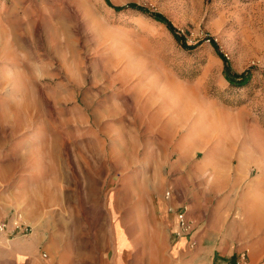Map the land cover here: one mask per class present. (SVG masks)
<instances>
[{
	"label": "rangeland",
	"instance_id": "374dc122",
	"mask_svg": "<svg viewBox=\"0 0 264 264\" xmlns=\"http://www.w3.org/2000/svg\"><path fill=\"white\" fill-rule=\"evenodd\" d=\"M127 4L162 14L194 48L146 14L114 10ZM209 38L232 72L249 70L244 87L225 80ZM211 116L220 144L236 137L259 147L248 180L259 182L264 215V0H0V222L19 214L30 227L26 236L4 233L9 242L37 243L45 257L50 225L81 226L87 238L88 227L117 228L114 212L134 208L154 210L157 224L164 174L186 177L159 167L168 123L187 122L180 138L196 122L198 169ZM239 220L212 211L206 222L214 231ZM254 229L236 245L248 259L264 241Z\"/></svg>",
	"mask_w": 264,
	"mask_h": 264
},
{
	"label": "crops",
	"instance_id": "0c3cea01",
	"mask_svg": "<svg viewBox=\"0 0 264 264\" xmlns=\"http://www.w3.org/2000/svg\"><path fill=\"white\" fill-rule=\"evenodd\" d=\"M235 119L232 115L229 121ZM217 122L211 116L203 126L202 132L206 135L201 142L203 149L201 144L197 147L204 150L205 156L195 169L193 163L197 155L192 147L196 145L194 140L198 133L194 128L196 122L189 123L187 132L176 138L179 128L185 127L187 122L169 121L170 137L164 142L159 167L173 174L183 171L186 177L170 180L164 174L157 224L153 218L154 210L134 208L124 213L114 212L117 228H111V225L88 227L90 232L86 233H91V236L87 238L82 237L84 231L81 226L50 225L43 232L45 257L38 256L37 243L21 240L18 236L9 242L5 239L8 234H0V264H236L239 253L243 251L236 250L241 239L238 236L250 233L252 227L254 232H264V227L258 223L259 219H264L259 211V182L248 180L251 168L248 159L253 165H258L260 150L256 146H239L236 137H228L224 144H220L213 137L217 132ZM185 151L189 155L187 160L180 158ZM234 161L237 174L232 175L230 167ZM40 186H36L34 191H40ZM43 186L45 192L51 194V186ZM167 191L171 192V197L165 200ZM181 207L186 208L193 232L190 237L175 238L174 212ZM168 208H172V212ZM23 210L26 212L25 208ZM212 211L225 219L240 217L242 220L229 221L225 229L213 231L210 222H206ZM55 217L61 216L57 213ZM63 233L67 234L66 238ZM189 240L195 241L193 249L188 246ZM58 245L63 247L58 250ZM250 247L247 264H259L258 259L264 253V241L252 243Z\"/></svg>",
	"mask_w": 264,
	"mask_h": 264
},
{
	"label": "built area",
	"instance_id": "2783aa9c",
	"mask_svg": "<svg viewBox=\"0 0 264 264\" xmlns=\"http://www.w3.org/2000/svg\"><path fill=\"white\" fill-rule=\"evenodd\" d=\"M170 197V191L164 193L165 200H168ZM172 210V208H168L169 212H172ZM174 214L176 219V230L174 232L175 238L190 237L193 232V224L187 219L186 208L181 207L175 211ZM29 231L30 227L24 224L19 214L15 215L10 221L0 222V234L9 232L11 235L19 233L18 235L26 236V234H29ZM188 246L190 249H193L195 247V241L189 240ZM247 261L248 251L245 249L239 253L236 264H247Z\"/></svg>",
	"mask_w": 264,
	"mask_h": 264
},
{
	"label": "trees",
	"instance_id": "16d2710c",
	"mask_svg": "<svg viewBox=\"0 0 264 264\" xmlns=\"http://www.w3.org/2000/svg\"><path fill=\"white\" fill-rule=\"evenodd\" d=\"M127 9L137 10V11L141 12L142 14L148 15L154 21L165 25L166 28L168 29V31L173 35V37L177 40V42L180 43V45L183 49L189 50V49L194 48V46H188L186 44L185 39L177 33V31L172 26V24L162 14L151 13L147 9L139 7L135 4H127V5L120 6V7H114L115 11H122V10H127ZM208 41H209L210 45L215 49V51L217 52V55L219 56V58L222 60V62L224 64L223 76H224L225 80L228 82V84L230 86L236 87V88L244 87L248 83V80L250 78L249 70H246L240 74L232 72L228 66V62H227L226 58L222 54L219 53L218 48H217V44L215 43V41L212 38H209Z\"/></svg>",
	"mask_w": 264,
	"mask_h": 264
},
{
	"label": "bare ground",
	"instance_id": "6f19581e",
	"mask_svg": "<svg viewBox=\"0 0 264 264\" xmlns=\"http://www.w3.org/2000/svg\"><path fill=\"white\" fill-rule=\"evenodd\" d=\"M21 220L23 221V218H22V216H21ZM24 222V221H23Z\"/></svg>",
	"mask_w": 264,
	"mask_h": 264
}]
</instances>
